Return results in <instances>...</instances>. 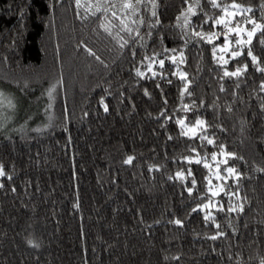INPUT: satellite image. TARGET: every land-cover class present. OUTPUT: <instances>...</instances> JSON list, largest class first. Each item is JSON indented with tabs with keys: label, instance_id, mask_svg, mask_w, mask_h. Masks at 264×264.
Here are the masks:
<instances>
[{
	"label": "trees",
	"instance_id": "16d2710c",
	"mask_svg": "<svg viewBox=\"0 0 264 264\" xmlns=\"http://www.w3.org/2000/svg\"><path fill=\"white\" fill-rule=\"evenodd\" d=\"M80 3L0 0V82L46 127L0 138V264H262L264 0H156V17L149 0ZM249 18L262 27L237 44Z\"/></svg>",
	"mask_w": 264,
	"mask_h": 264
},
{
	"label": "snow or ice",
	"instance_id": "6c2138e0",
	"mask_svg": "<svg viewBox=\"0 0 264 264\" xmlns=\"http://www.w3.org/2000/svg\"><path fill=\"white\" fill-rule=\"evenodd\" d=\"M149 2L151 3V7H152L151 15H152V17H156V16H157L156 11H155V9H156V7H157L156 0H149ZM186 2H187V0H186ZM140 3H141V0H136V4H137V5H139ZM211 3H212V5H213L214 7H218V6H219V5H217L216 0H211ZM76 5H77L78 8H79V7H82V5H81V3H80V0H76ZM197 6H198V0H197ZM102 7H103V6H102L101 4L97 3V5H96V9H97V11H100ZM113 7H115V6L113 5ZM123 7L126 8V9H132L133 12H135V10H136L135 7H134L131 3H125V4L123 5ZM232 7H233V8H239L240 6L237 5V4H233ZM104 11H107V8H105ZM187 11L190 12V13H192L193 15L195 14V12L193 11V7H192V6H190V7L188 8ZM225 11H226V9H225ZM247 11H251V9H248ZM113 15L115 16V13H113ZM22 16H23V13H21V17H22ZM181 16H183V18H184V25H183V26H188V25H189V20H188L187 15H186L185 13L182 12V13H181ZM181 16H178V17H177V21H179V20L181 19ZM249 22L252 23V24L254 25V27H253V29H252L251 32H248V40H247V42L238 39V40L236 41L237 44H244V43L251 44L252 36L255 34V32H256L257 29H260V28L262 27L260 24H256L254 20H251V18H249ZM140 23H144V21L141 20ZM155 23H156V24L159 23V19H158V18L156 19ZM215 23H216V24H225V21L223 20V18H220V19H217V20L215 21ZM150 26H151V27H155V24H152V25H150ZM225 26L227 27V24H225ZM101 27L104 28L105 31H109V28L106 27L105 25L101 24ZM126 30H127L129 33H131V32L133 31L132 28H126ZM232 31H235V30H234V29H229V32H232ZM149 35H151V33H149ZM193 35L198 36V37H200L201 39H207V41H208L209 43L212 42V37H211V36L205 37L203 33H200V32H194ZM213 35H218V34H213ZM237 35L239 36V31H237ZM127 43H128V41H124V43H122L120 46L123 48V47L125 46V44H127ZM262 43H264V41H262ZM219 50H220L221 52H224V53H226V52L229 51V40H228V36H227V34H225V43H224L223 47L220 48ZM85 51H87L89 55H94V53H92V51H91L90 49L85 48ZM164 51H165V52H168L169 50H168L167 48H165ZM171 51H172V52H175L176 50L173 49V50H171ZM231 54H232V57H237V56H240V55H241V53L238 52V51H233ZM133 55L135 56V53H133ZM156 55H159V54H158V53H157V54H154V56L151 57V58H149V57H145V58H144L145 60L149 61V63L147 64V68H148V71H150V72L152 73V76H153V77H155V76L157 75V73H156L155 71L152 70V68H153V63L156 62ZM248 55L251 57L253 64H256V63H257V57L254 56V55H252L251 49H249V51H248ZM168 58L171 59L172 63H174V64L177 63V56H176V55H173V56L168 57ZM97 59H99V57H97ZM213 59L216 60L218 63H219V62H222V63L225 64V65L228 63V60L224 59L223 55H221V56H219V57L217 58V46H214V47H213ZM179 62H180V63H183V53H182V52L179 53ZM158 63H159V65H160V67L163 68V66H164V60L161 59V60L158 61ZM246 67H247V66H245L244 68H237V69H236L235 71H233V72H229V71L225 70V71H224V76H225V77H237V76H240L244 71H246ZM257 71L264 72V68H257ZM135 73H136V75H137L138 77H141V78H144V76H145V73L142 72V71H140L139 68H136V69H135ZM172 74H173V75H178L179 78H180L181 80H186V73H184V72H182V71H177V72H174V73H172ZM57 83H59V81H57ZM157 86L159 87V85H157ZM55 89H56V86H55V85H52V86L47 90V95L49 96L50 99L52 98ZM186 89H187V84H185V90H186ZM222 90H223V89H222ZM261 90H264V83L261 84ZM145 94H146V95L148 94L147 91L145 92ZM181 95H183V91H182ZM2 96H3V93H0V97H2ZM100 103H101L102 105L104 104L103 98L101 99ZM8 107H9V108H14V107H15V105L12 103L11 100L8 101ZM49 107H51V105H49ZM185 108L187 109V106H185ZM261 108H262V110H264V104L261 105ZM104 111H105V112L108 111V108H107L106 105H104ZM177 123L183 125V124H184V121H183V120H179V121H177ZM196 124H197V125H203V124H204V121L198 119V120L196 121ZM182 134H184V133H182ZM208 143L211 144V143H213V141H212V140H208ZM221 152H222V154H224L223 146H221ZM226 155H228V156H230V157H234V154H232V153H227ZM213 159H214V160L216 159L215 154L213 155ZM132 160H133V157L129 156L128 159L125 160V163H131ZM226 162H227V161H225V163H226ZM206 166H207V165H206ZM226 171L229 173V175L235 174L237 180L240 178V174L237 172V170H236L234 167H228ZM5 175H6V173H5V171H4V168H3L2 165H0V177H3V176H5ZM177 175L179 176V175H181V174L178 173ZM9 179H11V177H9ZM13 191H15V189H13ZM189 191H191V190H189ZM221 191H223V189H221ZM213 195H216V193H213ZM207 207H208L207 204L203 205V208H207ZM241 210H242V209H241ZM193 211H196V209H193ZM228 211H229V212H232V211H235V209L232 208V207L230 206V207L228 208ZM208 218H209L208 216L205 217L206 220H207ZM174 222H175L176 224H180V223H181L180 220H176V221H174ZM217 227H219V226H217ZM216 238H217L216 236H212V237H211V239H213V240L216 239ZM29 243H31V241H30ZM262 264H264V262H262Z\"/></svg>",
	"mask_w": 264,
	"mask_h": 264
},
{
	"label": "rangeland",
	"instance_id": "374dc122",
	"mask_svg": "<svg viewBox=\"0 0 264 264\" xmlns=\"http://www.w3.org/2000/svg\"><path fill=\"white\" fill-rule=\"evenodd\" d=\"M240 10V8H234L231 10L232 13L230 14H234L236 12L239 13ZM223 20L225 21V24H227V27L225 24L222 25L226 29H230V26L227 23L228 19L223 17ZM237 25L241 30L242 26H240L238 22ZM251 31L252 30L246 32V37H248V32ZM0 93H3V96L0 97V138L8 137L19 132L22 133L23 131H43L46 128L45 124H41L42 121H37L39 118L38 109H41L39 108L40 105L34 106L32 109L26 97L19 93L12 85L0 82ZM46 99H48V95H46ZM9 100H11L15 105L14 108L8 107ZM45 106L47 107V104ZM34 120H36V123H34ZM31 121L34 124L31 123ZM196 130L195 126L194 128H188V132L191 133H194Z\"/></svg>",
	"mask_w": 264,
	"mask_h": 264
}]
</instances>
